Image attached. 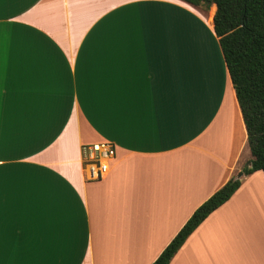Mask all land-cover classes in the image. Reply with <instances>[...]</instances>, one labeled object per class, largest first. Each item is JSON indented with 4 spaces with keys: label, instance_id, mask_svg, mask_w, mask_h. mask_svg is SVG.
Listing matches in <instances>:
<instances>
[{
    "label": "crops",
    "instance_id": "1",
    "mask_svg": "<svg viewBox=\"0 0 264 264\" xmlns=\"http://www.w3.org/2000/svg\"><path fill=\"white\" fill-rule=\"evenodd\" d=\"M215 9L0 0V264H151L251 159ZM99 141L115 157L87 179ZM261 218L257 170L169 264H264L216 236Z\"/></svg>",
    "mask_w": 264,
    "mask_h": 264
},
{
    "label": "trees",
    "instance_id": "2",
    "mask_svg": "<svg viewBox=\"0 0 264 264\" xmlns=\"http://www.w3.org/2000/svg\"><path fill=\"white\" fill-rule=\"evenodd\" d=\"M208 9L242 113L251 154L238 172L197 206L151 264H169L187 237L239 188L242 177L264 172V0H183Z\"/></svg>",
    "mask_w": 264,
    "mask_h": 264
},
{
    "label": "rangeland",
    "instance_id": "3",
    "mask_svg": "<svg viewBox=\"0 0 264 264\" xmlns=\"http://www.w3.org/2000/svg\"><path fill=\"white\" fill-rule=\"evenodd\" d=\"M234 176H238V172ZM247 224V226L240 224L239 227L233 230L226 229L229 233L225 236L217 233L216 236L220 239L217 246L221 247L227 241L225 238H228L230 246H232V251L230 249L229 253H233L234 258H238L234 252L244 250L243 257L245 255H250L249 257L256 256L262 262L264 260V218L250 221ZM225 254H228V252L223 255ZM220 256H222L221 253Z\"/></svg>",
    "mask_w": 264,
    "mask_h": 264
},
{
    "label": "built area",
    "instance_id": "4",
    "mask_svg": "<svg viewBox=\"0 0 264 264\" xmlns=\"http://www.w3.org/2000/svg\"><path fill=\"white\" fill-rule=\"evenodd\" d=\"M80 151L86 178L91 180L103 177L115 157L114 146L106 141L82 144Z\"/></svg>",
    "mask_w": 264,
    "mask_h": 264
}]
</instances>
